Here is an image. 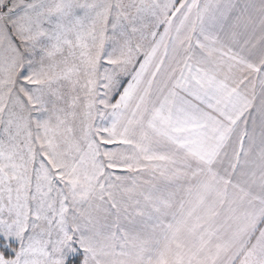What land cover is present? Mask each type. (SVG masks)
I'll return each mask as SVG.
<instances>
[{"label":"snow or ice","instance_id":"1","mask_svg":"<svg viewBox=\"0 0 264 264\" xmlns=\"http://www.w3.org/2000/svg\"><path fill=\"white\" fill-rule=\"evenodd\" d=\"M0 264H264V0H0Z\"/></svg>","mask_w":264,"mask_h":264}]
</instances>
